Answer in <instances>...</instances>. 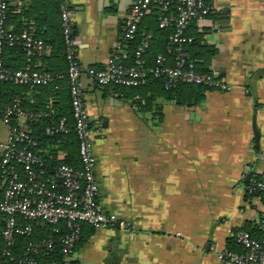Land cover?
Returning <instances> with one entry per match:
<instances>
[{"label":"crops","instance_id":"0c3cea01","mask_svg":"<svg viewBox=\"0 0 264 264\" xmlns=\"http://www.w3.org/2000/svg\"><path fill=\"white\" fill-rule=\"evenodd\" d=\"M6 1L12 13L32 6L31 12L52 19L39 37L48 48L34 58L36 67L46 69L60 37L58 15L52 12L55 0ZM67 1L77 58L83 66H102L120 41L133 0ZM210 4L216 14L194 21L188 33L215 50L206 68L230 90L205 89L191 104L159 100V117L154 109L141 108L138 96L124 97L84 79L97 201L119 221L134 224L136 232L121 231L118 223L112 229L85 225L75 249L78 264H221V250H243L232 231L248 226L262 236L257 229L263 201L248 193L246 177L264 178V0ZM59 21L61 30L60 15ZM154 27L150 9L140 33L153 35L151 49L156 50L164 37ZM5 58L22 64L17 52ZM144 58L152 61L149 55ZM194 61L200 63L195 56ZM30 97L27 92L25 98Z\"/></svg>","mask_w":264,"mask_h":264},{"label":"built area","instance_id":"2783aa9c","mask_svg":"<svg viewBox=\"0 0 264 264\" xmlns=\"http://www.w3.org/2000/svg\"><path fill=\"white\" fill-rule=\"evenodd\" d=\"M156 4L159 9L157 25L170 29L163 52L157 53L150 66L144 55L150 47L151 34L140 37L128 58L123 49L136 35L143 17ZM8 4L0 0V81H12L21 85H46L63 74L52 73L35 67L33 60L48 48L42 38L24 29L11 32L6 25ZM216 14V9L206 0H133L123 20L120 41L102 66H83L74 48L73 11L67 0H61L59 15L66 61L71 106L72 130L78 142L80 168L65 162L49 167L43 160L39 144L32 134L30 124L49 117L44 126L46 136L69 132L66 116L51 119L52 110L29 112L18 97L4 104L0 93V120L8 130L5 140H0V264H78L75 249L81 237L82 225L92 229H112L117 223L121 231L135 233L136 227L129 221H119L115 215L102 209L97 201L98 183L94 175L93 129L83 99V82L87 79L97 86L118 85L135 87L148 75L162 79L165 88L179 84L201 85L207 89L228 91L230 84L212 72L196 69L188 46L193 38L187 34L194 21ZM20 45L24 51L25 64L11 70L4 66L3 50L6 46ZM65 153H58L62 160ZM248 193L263 201L260 213V238L251 236L245 229L231 232L242 251L223 249L217 253L221 264H264V178H253L247 185ZM63 224L58 242V258L54 257L56 242L51 237L31 240L34 226ZM18 237H26L17 255ZM48 260V261H44Z\"/></svg>","mask_w":264,"mask_h":264},{"label":"trees","instance_id":"16d2710c","mask_svg":"<svg viewBox=\"0 0 264 264\" xmlns=\"http://www.w3.org/2000/svg\"><path fill=\"white\" fill-rule=\"evenodd\" d=\"M207 3L210 4V0H206ZM61 0H55L52 6V12L58 15V31L60 37L55 39L53 43V50L51 51L49 58L53 60V62L48 63V67L46 70L56 73V74H63V78L55 79L53 82L48 83L46 85H21L14 83L12 81H0V93L1 99L4 104L10 103V101L18 97L20 99L22 107L29 111V112H47L52 110L51 119L55 120L62 116H66L68 119L69 124V132L65 134H56L54 136H46L43 132L44 126L50 121L49 117H43L39 120H36L30 124L32 134L37 140L39 144V148L41 150L40 154L44 160V162L51 168L58 163L65 162L66 164L74 167L80 168V161L78 156V142L77 138L72 130V121H71V106H70V99H69V89H68V80L66 79V61H65V51H64V44L61 36L60 30V21H59V4ZM31 7L29 9L24 10L21 7V13H12V8L8 7L7 11V19L6 25L12 24L11 32L18 33L24 29H28L32 31V33L36 37H40L43 35L44 23L52 22L49 17L42 16L44 13H36V11L31 12ZM29 11V15L26 13ZM151 14L155 18V27L154 33L158 35H162L164 37L162 47L160 49H151L152 43L150 41V47L146 51L144 57L149 55L152 58V61L145 62L147 66H150L153 62L154 56L159 53L163 52L164 43L166 40L167 35L170 33V29H161L157 25V16L159 15V9L156 4L151 6ZM53 25L56 26L53 22ZM148 32L140 33V25L137 31L136 37L130 41L126 47V52L128 58L133 52L134 47L138 43V40L144 34ZM187 34L188 33L187 30ZM193 40L188 46V51L191 58L194 60V56L199 58L200 63H195L196 69L201 72H210L206 68V64L209 63L211 57L215 54V50L205 45H200L201 38L198 34L190 35ZM153 35L151 34V40ZM196 49V53H191L192 49ZM12 52H17L18 56L20 57L22 64L19 63L18 65H12L8 60L5 58L7 54H11ZM3 63L4 66L8 69L15 70L19 69L25 64V55L22 47L20 45L15 46H6L3 50ZM35 58V57H34ZM145 59V58H144ZM34 63V60H33ZM36 67V66H35ZM38 69H45L44 67H36ZM109 87L113 88L114 92L121 94L124 97H130L134 99L135 96H138L139 99L136 101L141 104V108L143 109H154L160 117L161 112V101H174L178 104H191L197 101L200 98V94L203 90L207 89L201 85H190V84H179L172 88H165L163 86V80L154 78L151 75H148L143 83L135 87H122L118 85H108ZM30 92L31 97L25 98V94ZM62 151L65 153V157L62 160L57 158V153ZM59 228V232H55V226H34V233L31 236V240H36L40 238L51 237L56 242V250L54 257L58 258V250L60 244L58 242L61 234L63 233V224L60 223L57 225ZM1 229V225H0ZM243 229L248 230L251 233V236L256 237L252 228L248 226L243 227ZM259 226H258V229ZM263 236V234H262ZM259 238V237H257ZM26 240V237H18L16 239L17 242V255L21 252ZM81 241V237L78 243ZM77 243V244H78ZM2 245V238L0 235V246ZM48 261V260H44Z\"/></svg>","mask_w":264,"mask_h":264},{"label":"rangeland","instance_id":"374dc122","mask_svg":"<svg viewBox=\"0 0 264 264\" xmlns=\"http://www.w3.org/2000/svg\"><path fill=\"white\" fill-rule=\"evenodd\" d=\"M7 135H8V130L0 120V138H5ZM85 225H87V224L82 225V229ZM87 226H89V225H87ZM81 234H82V231H81Z\"/></svg>","mask_w":264,"mask_h":264},{"label":"water","instance_id":"95a60500","mask_svg":"<svg viewBox=\"0 0 264 264\" xmlns=\"http://www.w3.org/2000/svg\"><path fill=\"white\" fill-rule=\"evenodd\" d=\"M223 13H224V9H223ZM253 131H254V135H255V140H256V147H258V138H259V133L256 129L255 124H253ZM251 178V174H248L246 177V182L249 183V180Z\"/></svg>","mask_w":264,"mask_h":264}]
</instances>
